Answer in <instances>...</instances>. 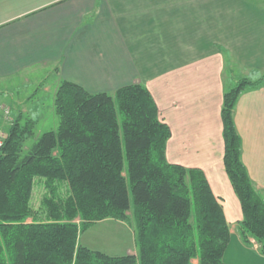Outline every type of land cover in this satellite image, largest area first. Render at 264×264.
Here are the masks:
<instances>
[{"label":"trees","instance_id":"obj_1","mask_svg":"<svg viewBox=\"0 0 264 264\" xmlns=\"http://www.w3.org/2000/svg\"><path fill=\"white\" fill-rule=\"evenodd\" d=\"M264 83L239 79L223 92V165L241 211V238L264 256V200L241 159L233 113L239 94ZM56 130L23 152L35 121H11L0 147V264H224L230 232L203 172L165 159L170 137L144 85L91 93L63 80L54 92ZM35 179L47 192L33 210ZM57 183L66 187L59 197ZM61 187V186H60ZM135 221L137 254L110 255L78 242L104 218ZM30 218V220H28Z\"/></svg>","mask_w":264,"mask_h":264},{"label":"crops","instance_id":"obj_2","mask_svg":"<svg viewBox=\"0 0 264 264\" xmlns=\"http://www.w3.org/2000/svg\"><path fill=\"white\" fill-rule=\"evenodd\" d=\"M263 73L264 0H0V113L63 80L91 93L145 85L170 129L166 160L201 170L222 206L230 232L224 264H264L241 238L220 116L223 92ZM233 119L261 196L264 83L239 94Z\"/></svg>","mask_w":264,"mask_h":264},{"label":"rangeland","instance_id":"obj_3","mask_svg":"<svg viewBox=\"0 0 264 264\" xmlns=\"http://www.w3.org/2000/svg\"><path fill=\"white\" fill-rule=\"evenodd\" d=\"M40 88H37V90L39 89V91L36 93L35 99L33 98L31 102L27 101L30 97L26 98L24 102L23 100L10 102V105H13L12 112L8 106H5L7 107L8 112L6 114H4V112L0 113V133L3 132L4 134L11 121H13V119L18 116L20 117L22 123L26 119H31L35 121V125L33 127V134L29 139H26V141L24 142L23 152L27 150L28 147L37 140L41 133L48 130H56L59 125V119L54 111L53 105L54 92L57 87L54 88V90L49 91L48 93H45ZM31 103L40 105L42 109L34 111V109L31 108ZM18 105H20L22 108L20 111H16ZM159 119L164 121L163 118L160 116ZM164 154L166 159V145ZM57 185L59 187L58 190H56V182H54L55 187L53 194L55 195L57 191V195H59V197L65 196L67 192L66 187L60 183H57ZM46 192L47 189L44 181L42 179H35L33 195L31 199V207L33 210H36L40 206L42 201L41 199L43 198ZM261 197L264 200V194H261ZM131 211L132 210L128 211L127 220L104 218L102 220L94 222L89 228L80 233L78 237V242L91 249L99 250L110 255H124L127 253L137 254L138 249L135 242V221ZM28 220H30V218ZM247 242L250 244V246L254 247L260 253L259 243L252 236L247 237ZM249 261L250 262L248 263H246V261L241 264H257L255 262H251V260ZM193 262H196V260H193ZM235 263L237 262L235 261Z\"/></svg>","mask_w":264,"mask_h":264},{"label":"built area","instance_id":"obj_4","mask_svg":"<svg viewBox=\"0 0 264 264\" xmlns=\"http://www.w3.org/2000/svg\"><path fill=\"white\" fill-rule=\"evenodd\" d=\"M2 109L4 110L3 112H4V114H6L7 112H8V109H7V107H2ZM4 137H5V134L2 132V133H0V147L2 146V143H3V140H4Z\"/></svg>","mask_w":264,"mask_h":264}]
</instances>
